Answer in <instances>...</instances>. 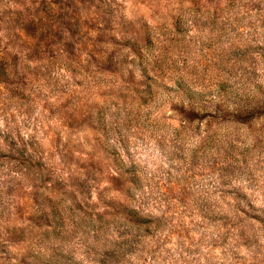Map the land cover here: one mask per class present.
Wrapping results in <instances>:
<instances>
[{
    "label": "clouds",
    "instance_id": "clouds-1",
    "mask_svg": "<svg viewBox=\"0 0 264 264\" xmlns=\"http://www.w3.org/2000/svg\"><path fill=\"white\" fill-rule=\"evenodd\" d=\"M0 264H264V0H0Z\"/></svg>",
    "mask_w": 264,
    "mask_h": 264
}]
</instances>
